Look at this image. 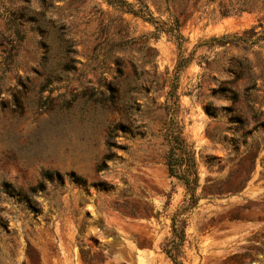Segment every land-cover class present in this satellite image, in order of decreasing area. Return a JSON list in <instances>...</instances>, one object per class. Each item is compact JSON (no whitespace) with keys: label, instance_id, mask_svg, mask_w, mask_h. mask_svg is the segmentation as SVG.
<instances>
[{"label":"rangeland","instance_id":"1","mask_svg":"<svg viewBox=\"0 0 264 264\" xmlns=\"http://www.w3.org/2000/svg\"><path fill=\"white\" fill-rule=\"evenodd\" d=\"M124 1L179 23L175 82L169 33L104 0H0V264H174L173 84L198 177L178 260L264 264V0Z\"/></svg>","mask_w":264,"mask_h":264},{"label":"trees","instance_id":"2","mask_svg":"<svg viewBox=\"0 0 264 264\" xmlns=\"http://www.w3.org/2000/svg\"><path fill=\"white\" fill-rule=\"evenodd\" d=\"M107 5L114 7L122 12L131 13L135 16L148 21L155 26V32L159 33L164 30L169 33L170 37L174 40L178 49L177 61L174 68V82L178 77V72L185 67L188 63L190 56H184L181 53V46L184 39L179 33V23L177 20L168 28L163 27L162 23L157 21L148 11H142L141 9H133V7L124 0H104ZM28 10L34 11V8L27 5L25 7ZM146 9V7H145ZM26 12V11H25ZM43 14L44 12L38 11ZM22 14H25L24 12ZM119 20H122L119 18ZM176 84H173L171 90L168 93L166 103L164 106L166 114L169 115L167 125L165 127V140L169 146L166 155V168L170 176H174L182 181L187 193L188 199L182 204L171 216L170 223V236L165 239L161 245L162 252L174 263L182 264L178 260L180 255V248L183 245L185 239V225L186 221L182 215L190 208L194 207L197 198L195 197V190L198 186V177L196 172V165L194 161L193 151L185 141L182 135V127L179 121L176 119L178 111L177 97L175 95ZM107 158V157H106ZM101 167H98V171ZM65 174L62 175L58 171L46 170L42 173V178L46 181H61ZM70 176H74L71 174ZM74 181L77 183L82 182L79 177L74 176ZM3 192L12 190L7 184L2 185ZM0 223L4 228H7V221L0 216ZM81 258L84 262L86 259L81 252Z\"/></svg>","mask_w":264,"mask_h":264}]
</instances>
